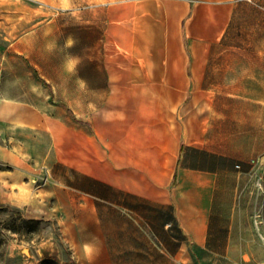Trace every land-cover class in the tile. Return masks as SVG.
<instances>
[{
  "label": "crops",
  "instance_id": "crops-1",
  "mask_svg": "<svg viewBox=\"0 0 264 264\" xmlns=\"http://www.w3.org/2000/svg\"><path fill=\"white\" fill-rule=\"evenodd\" d=\"M68 46L0 100V201L68 215L76 264H244L221 208L264 151V0H97Z\"/></svg>",
  "mask_w": 264,
  "mask_h": 264
},
{
  "label": "rangeland",
  "instance_id": "rangeland-1",
  "mask_svg": "<svg viewBox=\"0 0 264 264\" xmlns=\"http://www.w3.org/2000/svg\"><path fill=\"white\" fill-rule=\"evenodd\" d=\"M96 1L0 0V100L7 85L43 97L36 92L42 81L36 63L53 58L55 49L59 59L68 57L71 39L84 38L85 13ZM74 45L83 50L84 42ZM227 188L221 210L224 222L234 224V254L245 256L244 264H264V151L254 150L246 171L235 168ZM31 203L0 201V264H76L68 215L55 218Z\"/></svg>",
  "mask_w": 264,
  "mask_h": 264
},
{
  "label": "bare ground",
  "instance_id": "bare-ground-1",
  "mask_svg": "<svg viewBox=\"0 0 264 264\" xmlns=\"http://www.w3.org/2000/svg\"><path fill=\"white\" fill-rule=\"evenodd\" d=\"M21 187H22V189H23L26 193H30V194H32V191L29 190V189H27L24 185H22Z\"/></svg>",
  "mask_w": 264,
  "mask_h": 264
},
{
  "label": "built area",
  "instance_id": "built-area-1",
  "mask_svg": "<svg viewBox=\"0 0 264 264\" xmlns=\"http://www.w3.org/2000/svg\"><path fill=\"white\" fill-rule=\"evenodd\" d=\"M237 167L239 168L240 166L238 165Z\"/></svg>",
  "mask_w": 264,
  "mask_h": 264
}]
</instances>
